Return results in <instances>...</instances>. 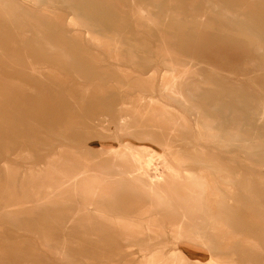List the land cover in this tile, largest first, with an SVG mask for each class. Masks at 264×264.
<instances>
[{"label":"rangeland","instance_id":"obj_1","mask_svg":"<svg viewBox=\"0 0 264 264\" xmlns=\"http://www.w3.org/2000/svg\"><path fill=\"white\" fill-rule=\"evenodd\" d=\"M0 264H264V0H0Z\"/></svg>","mask_w":264,"mask_h":264},{"label":"bare ground","instance_id":"obj_2","mask_svg":"<svg viewBox=\"0 0 264 264\" xmlns=\"http://www.w3.org/2000/svg\"><path fill=\"white\" fill-rule=\"evenodd\" d=\"M175 75H173V73H172L171 75H168L167 78H164L161 80L160 88H161V91L163 94L178 96V93L176 90L177 88H176V77H175ZM169 119H170V117H169ZM103 124L108 126L105 123H103ZM186 144H188V143H186ZM127 148L125 147V149H127ZM163 150L166 153L171 154L172 147L169 143L166 142L163 145ZM115 161L113 159H105L101 162L100 167L98 166L100 168V170L102 171V177L104 178V180H106V183H109V182L111 183V187L108 186L106 188V191H111L112 187H115V185H118V184L120 185L124 181L131 184V186L133 185L134 187H137L141 190L143 189L145 192V195L148 199V203H149L148 208L146 209L145 212L147 214H151V213H153V211L158 212V215L155 218H156V222H157L159 228L163 232L166 231V228L170 227L176 231L177 235H179V234H181L183 226L185 224H189V223L191 224L190 215H188L185 211L180 212V211L176 210L177 204H176V200L174 198V195L172 194V191H171L170 179L178 178L177 175L176 176L170 175V176L165 177L164 175L161 174V171H160L161 166H159L158 164H157V166H153L151 159L148 160L145 164H141L140 163L141 161L139 162V161L135 160V163H136L135 168L136 169H135V171H130V172H125L122 169L121 170L117 169V167L114 164ZM82 166H81V168H82ZM94 170H96L95 167H94ZM151 171H153L154 176H151L149 174ZM93 172H95V171H93ZM74 173L72 172V174H74ZM187 179H188V181H192L193 177L190 175H187ZM173 180H176V179H173ZM198 197L199 196L196 193L191 194V200H195ZM117 199H119V198H117ZM204 201H205V199H204ZM159 218H161V219H159ZM192 229L194 230L195 234L200 233V229H195L194 225H192Z\"/></svg>","mask_w":264,"mask_h":264},{"label":"crops","instance_id":"obj_3","mask_svg":"<svg viewBox=\"0 0 264 264\" xmlns=\"http://www.w3.org/2000/svg\"><path fill=\"white\" fill-rule=\"evenodd\" d=\"M167 229L169 230V229H171V228H170V227H168V228H166V230H167Z\"/></svg>","mask_w":264,"mask_h":264}]
</instances>
